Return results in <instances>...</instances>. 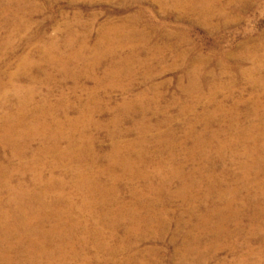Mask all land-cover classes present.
Segmentation results:
<instances>
[{"label":"rangeland","instance_id":"rangeland-1","mask_svg":"<svg viewBox=\"0 0 264 264\" xmlns=\"http://www.w3.org/2000/svg\"><path fill=\"white\" fill-rule=\"evenodd\" d=\"M105 29L106 34L121 31L118 57L104 59L95 77L74 75L76 71H88L93 63L90 57L96 53ZM85 39V53L76 59L77 68L69 69L67 74L44 61L48 51L54 49L51 54L62 55L71 64L70 57L85 49ZM128 57L127 73L122 74L120 85L115 78L104 80L112 63ZM262 84L264 0H0V122L6 113L3 95L8 102L15 103V98L30 102L28 106L19 104L24 119L32 126V113L39 116L41 110L49 112L51 125L45 127L55 140L42 144L30 136L28 163L39 165L41 157L35 154L56 146L60 130L69 132L67 124L59 129L56 123L66 121V117L78 118L92 92L100 99V104L91 106L97 111L95 125L100 127L94 126L85 134L94 140L91 148L98 157L95 169L100 174V185L83 196L104 204L95 207L100 214L90 210L95 217L89 225L108 212H119L122 206H134L135 195L128 185L145 194L143 201L155 202L154 215L164 220L154 222L151 231L143 223L138 236L133 234L138 230V221L132 219V214L118 226L114 237L106 220L99 223L104 234L93 264H264V195L256 191L264 185ZM12 88L24 89L20 98ZM139 95L146 98L133 103ZM126 101L130 102L127 110L122 107ZM12 112L19 113L20 108ZM114 119L120 123L117 130L110 126ZM151 125L162 127L151 129ZM169 130L175 137L168 142L176 148L165 151V159L170 160L173 154L184 164L180 171L183 175L193 177L200 172L202 187L182 198H172L180 186L177 179L170 191L160 192L154 199L144 190V181L126 178L114 186L110 175L120 174L121 170L101 174L114 144L125 146L145 140L146 144L136 146L135 157L144 152L153 159L160 149L157 138ZM115 131L119 135L110 136ZM218 133L212 140V135ZM198 140L208 146L200 145L202 150L191 158ZM224 144L227 148L220 151L218 147ZM61 146L68 153L88 147L78 141L73 145L61 142ZM252 146L260 150V155H245ZM49 152L42 159L53 163L55 155ZM9 158L10 151L0 145V166L17 168L20 161L8 162ZM90 161L78 164L85 166ZM65 165L74 168L77 163ZM157 169L154 163L144 173L153 174ZM44 175L50 177L48 171ZM54 176H63L68 188L76 180L62 168ZM25 178L27 182L30 176ZM159 182L160 178L155 188ZM114 187L109 192L100 191ZM69 192L73 194L74 189ZM190 196L198 200L190 201ZM53 201L47 199L37 206L45 207L41 209L51 215L46 227L56 225L52 215L64 207L51 208ZM194 212L200 217L187 214ZM143 231L163 236L146 239ZM23 251H17L22 260L26 259ZM77 251L81 255V249ZM87 256L91 259L94 254L88 251ZM3 258L0 252V264H8ZM75 262L81 261L70 260L68 264H78Z\"/></svg>","mask_w":264,"mask_h":264},{"label":"bare ground","instance_id":"bare-ground-1","mask_svg":"<svg viewBox=\"0 0 264 264\" xmlns=\"http://www.w3.org/2000/svg\"><path fill=\"white\" fill-rule=\"evenodd\" d=\"M104 31L105 32L101 34L100 40L95 47L96 53L90 57L93 58V63L90 65L88 71H76L74 75L87 74L95 77V73L98 70L97 68L102 65L104 59L108 57H118L121 49V44L118 43H121V37H123L121 36V31L113 30L107 34L106 29ZM83 42L85 49L70 57L71 64L70 61L62 55L54 56L51 54V50L54 49L48 51V54L44 56V61H49V64L53 67L59 66L60 69L57 68L65 75L70 72L69 69L77 68V63H75L76 59H80L87 49V39ZM91 54L93 53L91 52ZM129 62L130 58L128 57L127 60H117L112 63L110 71L104 73V80L115 78L117 80L116 83L120 85L122 82V74L124 72L127 73L125 64H129ZM23 90L24 89L20 90V88H12L11 91L19 93L18 98H20ZM3 97V101L8 102L9 98L6 95H3ZM145 98V95H139L132 101L133 103L139 104ZM3 101L2 106L6 113L2 117V122H0V145L8 149L11 153V158L8 159V162L12 160L20 161L17 168H11V165H7L6 167L0 166V252L4 256L3 260L5 263L68 264L70 260H80L81 262L75 263L93 264L94 259L97 257L96 255H98L97 249L101 246L100 240H102L104 234V231L98 228L99 223H103L106 220L110 235L114 237L118 226L123 225L124 220L130 218L131 214L133 215L132 219L138 221V230L134 231V236H138V233L141 232L139 227L143 223L147 225V231H151L154 222L164 221L161 218H156L154 215L155 212H153V210L156 209L154 206L155 202L143 201L145 194L141 191L139 192L137 188L132 185H128V190L131 194L135 195L134 206H122L119 212H108L105 216H101L98 221L89 225L90 221L95 217V212L90 210H96L98 214H100L95 207H100L104 204L103 201L94 202L83 196L85 192L90 193L95 191V188L100 185V174H98L95 169V163H97L98 157H96V153L91 148L94 140H91L90 137L85 134V131L96 126L93 117L97 111L91 108L92 105L100 104V99L96 94L89 92V104H83L84 111L79 112L78 118L72 120L66 117V121L55 122L57 127H60L59 129L67 124L69 132L66 133L62 132L64 130H60L56 138V140H59L56 146L50 147L46 151H39L35 154L41 157L38 159L39 165L38 163H28L27 161L29 146H31L30 136L34 141L40 139L42 144L55 143V140L48 136L47 132L49 128L45 127L51 125L49 112L41 110L39 116L32 113L31 123L33 125L31 126L28 125L21 111V109L23 110L21 106H28L30 102L23 103V101L17 98H15V103H12L10 100L8 103L4 104ZM77 101L82 103V99H77ZM129 103L127 101L124 102L122 107L127 110ZM14 108H20V112L13 113L12 111ZM117 120L118 119H114L110 123V126L115 128V130L118 129L120 124ZM154 126L162 127L161 125ZM154 126L151 125V129H154ZM81 127H83V129H81ZM108 127L109 125H106L104 128L107 129ZM147 130L148 128L146 131ZM113 135H119V133L115 131L110 134V136ZM165 135V137L159 136V138H157L156 145L160 143V149L155 156L156 158L153 159H148L144 152H140L135 157V148L140 144H146L147 141L144 139V141H141L142 143H126L125 146L114 144L111 148V158L106 159L105 157L106 162L101 174L107 175L109 173H114L116 170H121L120 174L110 175L114 186L122 179L126 178L144 181L146 183L144 190L147 194L150 193L154 199L158 197V193L170 191V189L174 187V182L177 179L180 180V186L178 191L171 196L172 198H182L190 191L202 187V180L198 178L200 172L196 171L195 177L183 175L180 171L183 169L184 164L180 163L173 154L170 160L165 159L163 153L169 150L174 151L176 148V145L168 142V140L175 137L174 132L169 130ZM218 135H220V133L212 135V140L216 139ZM76 136H78L77 140L75 139ZM75 141L80 142L82 145H87L88 147L84 148L82 146L78 152L71 153L62 149L61 142H67L73 145ZM258 141L259 140L256 138L255 143L257 144ZM166 142H168V144H165ZM232 143H234L233 140L230 143L231 146ZM203 144L205 143L201 140L195 141L192 152H190L191 158L195 157L197 151L202 150L200 145ZM219 148L220 151H223L227 147L226 144H224L220 145L218 149ZM258 151L260 150L253 147L251 151L245 155L251 156L254 152L260 155ZM48 152L55 155L53 163L42 159ZM89 158L91 161L87 165L80 166L78 164L85 162V160ZM232 158H234L233 155ZM130 160H133V162H130ZM66 162L77 163V165L74 166V168L68 167L65 165ZM131 163L137 166L134 167ZM154 163L158 166L156 173L154 172L152 174L148 171L144 173V169ZM60 168L75 176L76 180H74L70 188L67 187V183L63 176L59 178L54 176L56 171H59ZM47 171L50 173L48 179H46L44 175ZM27 175L30 176V179L26 182L25 176ZM158 178H160V182L158 188H155V181ZM71 188L74 189L73 194L69 192ZM114 189L115 187L113 189L102 188L100 191L109 192ZM56 190H58V193L53 195V192ZM256 191L263 196L264 185L256 189ZM47 199L54 200L51 208L64 206L60 212L55 211L53 213L52 220L56 221V225L50 227H46V224L49 222V217L51 215H48L49 212H44L43 209H41L45 207H37L38 205L44 204ZM189 199L193 201L194 196H190ZM197 200L198 199H195L194 202ZM109 205L110 203L106 200V206ZM227 208H230V206ZM87 212H89L88 217L86 216ZM187 214L192 216V218L200 217L198 212ZM183 216L184 214L180 217V220L183 219ZM81 223L86 225L82 226ZM143 236L148 239L154 236L160 238L163 235L161 233L152 234L143 231ZM92 239H95V241ZM78 248L81 249V255L77 251ZM18 250H24L22 253L26 255V259L22 260L17 257L18 254H20V252H17ZM88 251H92L94 254L91 259L89 256L84 257Z\"/></svg>","mask_w":264,"mask_h":264}]
</instances>
